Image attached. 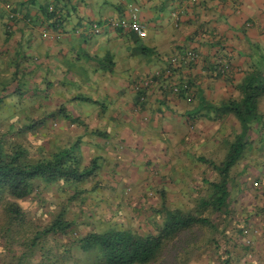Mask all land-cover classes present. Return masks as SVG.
I'll return each mask as SVG.
<instances>
[{
  "label": "trees",
  "instance_id": "16d2710c",
  "mask_svg": "<svg viewBox=\"0 0 264 264\" xmlns=\"http://www.w3.org/2000/svg\"><path fill=\"white\" fill-rule=\"evenodd\" d=\"M5 3L11 6L10 2ZM55 13L48 11L51 18ZM9 14L8 19L14 21L15 16L10 17ZM125 14L116 18L123 19ZM57 22L53 23L54 28ZM108 23L109 20L106 21ZM101 24L96 22L93 27L99 29ZM114 28L124 33H135L121 25ZM255 50L259 51L257 59L244 66L241 79L234 84L237 94L221 99L217 105L206 101L208 108L203 112L208 119L219 123L213 134L214 139L219 136L222 140L219 161L213 155L209 157L189 152L185 144L193 139L185 136L187 132L177 141L184 146L179 151L214 171V178L205 177L201 171L200 181L196 184H201L198 189L203 193L198 194L193 206L188 208L170 205L164 188H161L158 206H150L149 220L145 221L151 228H147L145 223L142 226L122 227L108 222L103 224V220L99 224L77 221L72 206L84 203L89 191L87 183L100 184L99 171L107 165L106 158L100 154H93L88 163H83L84 152L80 148L82 137L86 134L97 135L103 141L101 144L96 142L101 149L109 145L113 150L118 144L113 142V131L109 130L112 125L99 128L94 124L106 113L109 109L106 105L110 103L106 101L107 97L94 99L89 94L66 90L56 93L51 85L48 91L44 90V75L35 77L25 73V63L33 64L34 61L32 55L25 53L22 44L14 47L10 53L1 50L0 117L6 110L9 112L7 117L18 115L20 119L8 121V118V124L0 121V126H4V129H0V264H196L195 260L203 256L211 264H237L243 256L248 261L246 264H255L252 255L255 246L245 237L251 225L249 217L238 225L231 223L235 216L237 195L246 184V179L240 182L237 177L247 174L252 166L249 161L236 174H232L233 168L248 153L258 152L260 160L264 162V54L258 45ZM89 58L95 59V56ZM89 58H85L89 67H100L95 60L88 62ZM227 61L230 72H220L215 63L214 70L232 84V66L228 58ZM194 64L189 62L173 67L168 60L167 67L148 74V78L154 81L163 78L169 82L171 79L165 71L170 68L176 81L173 88L177 87V91L171 86L161 85L162 82L156 84L157 87L164 96L182 98L185 102L190 96L187 103H191L195 99L192 81L184 78L186 73L179 76L177 72H187ZM138 81L136 77L132 84L135 92L133 105L144 113L148 111L145 106L148 88L137 87L135 83ZM206 103L203 102V105ZM94 104L97 108L89 115L96 118L88 122V110L85 109ZM165 109L168 107L165 106ZM36 110L42 111L41 117L33 114ZM200 110L193 107L186 111L185 125L188 130L195 129ZM158 112L164 114V109H158ZM110 115L112 120L115 119L116 114ZM48 119L52 127L59 123L62 128L76 124L82 132L73 136L69 132L66 134L65 128L61 142L56 139L58 143H53L54 148L44 146L46 138L40 131L47 127ZM225 122L228 124L224 126ZM142 123V127L147 129V123ZM118 124L114 126L121 128ZM157 135L161 143L171 141L167 136ZM166 148L170 150L169 146ZM151 163L152 160L141 162L143 165ZM105 171L112 174L118 172L113 166ZM172 172L175 171L172 169ZM262 173L259 171L252 183L255 192L261 188L260 182L264 181ZM174 175V182L182 179ZM159 176L162 177L161 174ZM44 183H56L59 197L63 198L50 202L47 219L39 218L38 213H29L21 204V200L29 196L36 197L39 204H44L46 199L41 194ZM83 209L79 208L81 212ZM133 209V213L140 210L136 207ZM83 215L88 218L87 213ZM91 219L94 218L91 216Z\"/></svg>",
  "mask_w": 264,
  "mask_h": 264
},
{
  "label": "crops",
  "instance_id": "0c3cea01",
  "mask_svg": "<svg viewBox=\"0 0 264 264\" xmlns=\"http://www.w3.org/2000/svg\"><path fill=\"white\" fill-rule=\"evenodd\" d=\"M5 2L11 3L14 21L8 19ZM51 4L62 17L56 28L54 17H49L47 11ZM130 9L137 12L143 25L141 34L124 33L106 24ZM96 22H102L99 29L93 27ZM21 44L34 61L25 63V73L44 75V90L48 91L51 85L56 93L66 90L89 94L94 99L107 97L109 109L94 124L114 126L122 117L118 124L121 128L111 130L113 142L119 136L125 140L122 136L126 131L136 138L147 139L150 130L156 132L157 128V134L165 132L172 140L176 133L189 129L185 115L193 107L201 109L196 127L206 124L203 131L209 130V126H214L215 131L219 126L218 121L208 119L203 112L208 108L206 101L217 105L221 99L236 95L234 84L241 79L242 69L257 59L256 45L264 54V0H0V52H13ZM78 49H83L84 55H79ZM185 49L194 50L198 60L187 72L177 73L179 76L186 73L184 78L192 81L195 99L187 103L182 98L164 96L156 85L164 79L158 78L155 86L147 87L148 111L136 110L134 78L141 81L148 74L163 70L173 52ZM216 49L224 51L230 60L232 84L214 70ZM83 57H88V62L95 60L100 67H89ZM81 62L84 64L79 66ZM88 106L92 111L97 108L95 104ZM158 109H164V114ZM110 114H116L115 119ZM142 116L147 117L146 130L142 127ZM214 133L201 141L197 136L190 138L203 146ZM96 142L94 146L98 148ZM110 150L113 151L108 145L102 149L104 154H95L106 158L105 153ZM172 158L174 155H169L163 163L168 169Z\"/></svg>",
  "mask_w": 264,
  "mask_h": 264
},
{
  "label": "rangeland",
  "instance_id": "374dc122",
  "mask_svg": "<svg viewBox=\"0 0 264 264\" xmlns=\"http://www.w3.org/2000/svg\"><path fill=\"white\" fill-rule=\"evenodd\" d=\"M82 48L86 49V47ZM78 51L79 55L83 54V49H78ZM85 58L86 57H83L84 62ZM83 64L84 63L81 62L78 65L82 66ZM76 68L78 72H80V68ZM24 94L26 95V93ZM86 110H88L86 120L91 122L90 119L94 118V116L89 115L90 111L92 112V108H89L88 106L85 111ZM41 113L42 111L36 110L33 114L41 117ZM8 114V111H3L0 117V121L2 123L5 122L8 124V121L10 120L17 121V119H20L18 115L7 117ZM119 118L123 119L120 116ZM120 119H117V121H121ZM144 121L147 122V119ZM226 123L228 124V122H225L224 126ZM59 124L52 127V122L48 119V123L46 125L47 127L40 131V134L46 138L44 139V146L54 148L53 143H58L56 139L60 141L61 137H64L65 128L67 131L66 134L69 132V134L73 136L82 132L81 128L76 124L69 126L66 125L64 128H62L63 126L61 127ZM203 125L207 127L206 124H202L200 127L195 126V129H191V131L187 130V135L185 136H197V139L201 141V139L205 138V136L215 132L212 130L214 126H209V130L205 129L203 131ZM97 126L102 128L103 124H97ZM116 128L118 127L109 126V130ZM0 129H4V126H0ZM157 131L158 128L156 129V132L150 130V136H152L151 139H148L150 136L145 139L140 134L138 136H141L143 139L136 138L134 133L129 131L123 133L122 137L125 140H120V136L115 139V143H118L119 145L117 144V146L113 148V151L110 150V152L105 153V161L108 168L109 166H113L118 172L114 174L110 172L106 173L105 169L107 167H103L99 171L101 176L100 184H91L90 182L87 183L89 191L86 192L87 197L84 203L72 206L75 217L79 223L82 221H86V223L93 221L99 224V221L103 220V224L108 222L122 227H136L142 226L145 223L147 228H151L150 225L146 223L149 220L148 216L151 213L149 208L154 204L155 207L158 206L157 200L161 199L159 191L161 188H164L165 195L170 205H179L187 208L193 206L194 199L197 195L203 193L198 189V186L201 184H196L197 181H200V176L202 175L201 171H203L204 176L209 179L214 178L215 172L208 170L204 167L203 163L197 161L194 157L192 158L187 153L182 154V152L179 151L184 146L183 144H178L177 141L185 132L176 133L175 137L168 143H161L158 141V135H156ZM161 136L167 135H165V132H162ZM82 140L83 142L80 144V148L83 149L84 152V164L90 161L93 154L98 152L104 154L102 149L105 147L101 149L94 146L96 141L103 142L101 138L97 137V135L86 134L82 137ZM198 140L195 141L193 139L189 143H186L185 148L187 147L191 153L196 152L209 157L212 155L216 156V158L214 157L215 160L219 161V157L221 156L219 151L222 149L221 138L213 139L212 137L211 141L207 142V144L203 146L200 145ZM175 142L178 144L176 147ZM167 146L170 147V150H166ZM169 151L175 157L172 158L170 165L175 172H172V169L168 170L167 165L163 166V163L167 161L166 159H169V155H172ZM164 154L165 157L163 156ZM146 160H152V163L147 165L141 164L142 161L145 162ZM249 161L252 166L251 169L249 168V172L237 177V180L240 182L246 179V184L242 188V191L237 195V202L234 204L235 216L233 217L231 223L238 225L239 223H243V221L249 217L248 222L251 225L250 228L247 229L245 237L253 241V247L255 246V253L250 254L253 255L255 264H264V181L260 182L262 185H260L261 188H259L257 192H255L252 188V183L258 175L257 173L260 171L264 174V162L260 160V154L255 152L245 155L242 161H239V163L233 168L232 174L239 172L243 165L245 163L247 164ZM141 165L146 168L143 169ZM177 168L179 169L178 171H176ZM158 173L161 174L162 177H159ZM174 174L182 179L174 182ZM93 185H95V187L94 189H91ZM56 186V183H44L43 189L41 190V194L44 196V199H46L44 204H39L37 202V198L32 196L21 200V204L29 211V213H38L39 218L47 219V210L50 208V202L52 203L63 199L59 197L60 193L58 192ZM134 207L143 211L139 210L133 213ZM79 208H84V211L81 212ZM261 208H263V210H261ZM86 213L88 214V218L83 215ZM89 214H93L91 216L94 219H91ZM81 227H83V225H81ZM218 240H222V238H219V235ZM260 241L261 243H258ZM246 260L247 259L243 256L237 264H246V262H248ZM195 261L196 264H211L210 262L208 263L206 256H203L199 260Z\"/></svg>",
  "mask_w": 264,
  "mask_h": 264
},
{
  "label": "built area",
  "instance_id": "2783aa9c",
  "mask_svg": "<svg viewBox=\"0 0 264 264\" xmlns=\"http://www.w3.org/2000/svg\"><path fill=\"white\" fill-rule=\"evenodd\" d=\"M5 8L8 9V12L10 13L9 14L10 17L15 16L14 13L11 12L10 9L11 6L5 3ZM48 11L56 12L55 13L56 15L54 16V19L56 21L60 22L62 20L60 13L58 12V10H55V6L53 4L48 6ZM108 24L112 27H117L121 25L125 28L131 29L132 31L138 34H141L143 32V25L140 23L138 14L134 9H130L128 12H126L123 19L116 17L114 19H110ZM213 56H214L213 61L220 72L226 73L231 71V68L227 61V57L224 55V51H222L221 49L220 50L216 49L214 50ZM168 60H170V63L173 65V67H177V66L186 65L189 62L196 63L198 60V54L194 50L185 49L182 52L179 51L173 52L169 56ZM165 73L168 77H170L171 80L169 82L163 80L161 84H163L164 86L168 85L173 88V84L176 83V81H174L175 77L173 74H171L170 68L166 69ZM154 83H155L154 80H151L150 78H148V76H145L141 81L136 82L135 85L137 87L147 88V87H151L152 85H155ZM177 89H178L177 87L173 88L174 91H177ZM189 99L190 96H188V98L185 100L189 102Z\"/></svg>",
  "mask_w": 264,
  "mask_h": 264
}]
</instances>
